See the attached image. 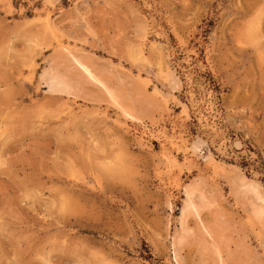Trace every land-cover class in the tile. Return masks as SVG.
Listing matches in <instances>:
<instances>
[{"label":"rangeland","instance_id":"1","mask_svg":"<svg viewBox=\"0 0 264 264\" xmlns=\"http://www.w3.org/2000/svg\"><path fill=\"white\" fill-rule=\"evenodd\" d=\"M230 2L0 0V264H74L87 259L74 254L77 243L96 253L93 264H213L202 261L197 215L180 222L194 182L199 217L210 216L205 199L219 201L251 264H264V231L247 222L232 186L240 175L264 183L260 121L252 119L264 64L259 50L232 51ZM83 4L88 31L72 24ZM44 71L66 78L67 89L49 92ZM51 95L62 99L51 105ZM245 104L243 124L225 118L229 106ZM210 127L214 147L198 135ZM118 157L130 158L134 175L96 168ZM65 238L71 243L62 247Z\"/></svg>","mask_w":264,"mask_h":264},{"label":"snow or ice","instance_id":"2","mask_svg":"<svg viewBox=\"0 0 264 264\" xmlns=\"http://www.w3.org/2000/svg\"><path fill=\"white\" fill-rule=\"evenodd\" d=\"M187 4V0H186ZM45 7L57 8L58 5L55 3L46 4ZM89 5L83 4L78 5L77 8L79 9L76 11L77 19L72 21L73 26H79L80 28L84 29L85 31L89 30L90 26V13L87 11ZM144 7H150V5H144ZM225 7L228 9L229 19L231 20L232 24L235 25L232 30V37L230 41V45L233 52L243 51L245 54L247 53H254L256 50L260 51L261 62L264 64V0H231L230 3H226ZM141 30V26L137 25L135 32L138 34ZM138 41L135 37H131L129 50L135 51V47ZM231 53L225 59L230 58ZM79 67L86 73L90 78H92V73L89 71L88 68L84 67L83 64H79ZM45 69L47 65L44 66ZM27 79V78H25ZM40 81L41 83H45L47 81V87L49 88V92H52L56 89L57 85L60 84V81L56 79H50L49 73L44 71L40 74ZM99 83V81H96ZM67 84V79H64V83L60 84L61 87ZM244 87L243 85L237 89L238 94H243ZM259 100H260V110L259 114L255 111L252 113L253 123L256 120H259L258 130L254 133V135L258 136L260 142L264 144V81H261L259 84ZM111 95V93H109ZM62 99L61 96L58 95H51L49 97V103L51 105H55L56 101ZM221 110H224V105H220ZM248 117V106L245 104L243 107L239 105H231L227 108V112L225 114V118L229 121H234L236 119L241 120L242 124L245 122V118ZM211 119V118H210ZM245 130H247V125H245ZM198 135H203L204 139L209 142V147H214L211 144V138L216 137L217 130L212 129L211 127L207 131V133H198ZM250 133L249 139L252 138ZM216 143H220V139L216 140ZM234 147L239 148L241 145L237 142ZM3 150L5 152L11 151V145L5 141ZM130 158L128 157H118L115 162L113 161H103L97 160L96 161V168L104 175H111L115 173H119L120 175H134L131 170L130 164L128 163ZM2 167H7L6 163L0 164ZM252 167L255 169V158L252 161ZM259 172V179L264 182V157L261 158L260 168L257 170ZM256 176H253V180L255 181ZM255 190V185L252 186ZM260 192V208H259V219L261 224L264 225V183L260 185L259 188ZM190 210H195V205L189 204L188 205ZM197 216L199 213H195ZM205 233L207 230L205 229ZM264 240V237H262ZM62 247H67L71 241L69 238H65L62 242ZM74 254L83 255L87 257V259H78L74 262V264H93V259L96 253L93 250L88 248L81 249L79 244L77 243V247L74 251ZM36 260L38 264H51V260H46L43 257H37ZM10 264H17V259L14 258ZM106 264H111V262H106ZM187 264V262H186ZM220 264H224V261L221 260Z\"/></svg>","mask_w":264,"mask_h":264},{"label":"bare ground","instance_id":"3","mask_svg":"<svg viewBox=\"0 0 264 264\" xmlns=\"http://www.w3.org/2000/svg\"><path fill=\"white\" fill-rule=\"evenodd\" d=\"M77 62L88 68L92 73V77H95L93 71L88 65L79 59H77ZM76 65L78 64L76 63ZM48 73L50 79H56L60 81V84L64 83V79L59 77L57 74L53 73L52 71H48ZM60 84H58L54 90L64 91L67 89L68 83L63 87H61ZM103 87L108 94L111 93L109 96L119 102V104L121 103L118 99V96L104 82ZM125 110L129 116L135 118L134 114L130 110ZM200 142L201 141L194 142V150H197L200 147ZM253 185H255V190L252 187ZM232 186L238 199L244 205L245 210L248 213L247 222L251 223L252 225H258L264 231V225L261 224L258 216L260 208V184L254 180H248L247 177L240 175L235 177V179H232ZM201 191L202 189L200 188L198 182H194L185 188V198L180 216V222L182 226L186 223L187 219L191 215H196L195 213L197 212L199 213L197 195ZM199 198L202 199V193L199 195ZM189 204L195 205L194 211L189 209ZM204 204L205 207H212V210L207 220L200 218L199 215L197 216L201 229V237L198 243L202 253V261L207 263L209 259H211L213 264H220L221 260L224 261V264H251L252 258L250 257L248 250H246L244 243L241 240H237L235 238L233 233L234 226L231 222V218L227 215L221 203L214 199L207 198L205 199ZM205 229L207 230V233H205ZM185 238L186 235L181 233L175 242L176 246L181 245Z\"/></svg>","mask_w":264,"mask_h":264}]
</instances>
